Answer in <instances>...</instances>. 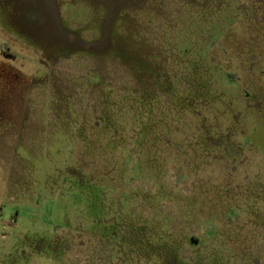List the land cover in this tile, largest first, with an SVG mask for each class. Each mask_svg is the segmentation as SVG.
<instances>
[{"label":"rangeland","instance_id":"rangeland-1","mask_svg":"<svg viewBox=\"0 0 264 264\" xmlns=\"http://www.w3.org/2000/svg\"><path fill=\"white\" fill-rule=\"evenodd\" d=\"M0 264H264V0H0Z\"/></svg>","mask_w":264,"mask_h":264},{"label":"flooded vegetation","instance_id":"flooded-vegetation-1","mask_svg":"<svg viewBox=\"0 0 264 264\" xmlns=\"http://www.w3.org/2000/svg\"><path fill=\"white\" fill-rule=\"evenodd\" d=\"M6 54H7L8 56L13 57V55H12L10 52H6ZM17 131L20 133V132H21V129L19 128Z\"/></svg>","mask_w":264,"mask_h":264}]
</instances>
